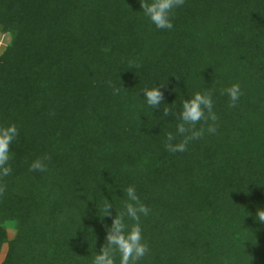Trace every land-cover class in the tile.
Returning <instances> with one entry per match:
<instances>
[{"label":"trees","instance_id":"1","mask_svg":"<svg viewBox=\"0 0 264 264\" xmlns=\"http://www.w3.org/2000/svg\"><path fill=\"white\" fill-rule=\"evenodd\" d=\"M141 10L139 0H0V122L20 130L0 181V264H90L115 215L103 217L102 195L119 211L117 187L129 185L150 209L141 264H264L253 219L264 207V0H184L170 31ZM157 80L166 104L151 112L140 91ZM205 87L216 120L196 128L215 133L168 151L178 121L163 109L178 114ZM42 157L48 171H30Z\"/></svg>","mask_w":264,"mask_h":264},{"label":"clouds","instance_id":"2","mask_svg":"<svg viewBox=\"0 0 264 264\" xmlns=\"http://www.w3.org/2000/svg\"><path fill=\"white\" fill-rule=\"evenodd\" d=\"M143 17L150 21L156 30L170 31L174 28L173 19L175 10L184 4V0H139ZM136 69L139 66H134ZM159 81V80H157ZM156 81L150 86H146L140 92L143 93L142 100L145 105L151 109L161 110L160 105L164 100L165 82ZM118 92L119 89H116ZM231 106H235L242 96V89L239 83H233L225 90ZM207 113V115H206ZM170 114L175 115L178 121L175 126V132L166 133L165 147L170 152H184L187 150L191 140H196L205 134H214L216 128L209 125L207 129L196 125L202 121L216 120L213 112V91L205 87L202 91L188 94V98L180 101L178 114L170 108H164L162 115L168 117ZM20 135V130L14 122H0V181L12 174L13 168L11 161L13 160V151L10 146L15 143ZM182 137L178 142L177 137ZM47 157L37 158L29 165L30 171L47 172ZM126 197L121 210H117L111 202L105 198L102 193L104 204V216L110 214V210H115L110 225H105L106 236L99 252L95 251L91 254L90 264H141L143 258L149 252V246L144 240L141 217L148 216L149 207L140 201L134 185L126 188H119ZM3 191V185L0 184V192ZM248 212V211H247ZM249 215L252 213L248 212ZM247 215V216H249ZM254 221L260 225H264V207H257Z\"/></svg>","mask_w":264,"mask_h":264},{"label":"rangeland","instance_id":"3","mask_svg":"<svg viewBox=\"0 0 264 264\" xmlns=\"http://www.w3.org/2000/svg\"><path fill=\"white\" fill-rule=\"evenodd\" d=\"M9 41V36L5 33H0V53L4 50L6 44L8 43ZM7 231H8V236L9 237H12L13 234H14V228L13 226L10 224L7 226ZM6 252V246H3V249L0 253V261L2 260L4 254Z\"/></svg>","mask_w":264,"mask_h":264}]
</instances>
